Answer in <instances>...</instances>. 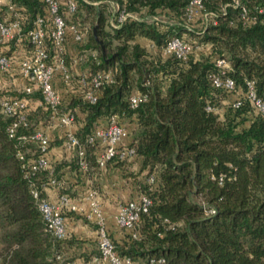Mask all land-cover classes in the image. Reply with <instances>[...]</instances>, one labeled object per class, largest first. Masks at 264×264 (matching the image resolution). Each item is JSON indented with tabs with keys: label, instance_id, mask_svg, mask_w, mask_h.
Listing matches in <instances>:
<instances>
[{
	"label": "trees",
	"instance_id": "1",
	"mask_svg": "<svg viewBox=\"0 0 264 264\" xmlns=\"http://www.w3.org/2000/svg\"><path fill=\"white\" fill-rule=\"evenodd\" d=\"M77 1V10L83 8L95 20L86 34L100 62L92 56L88 71L112 68L114 79L101 88L95 103L73 95L64 100V106L85 113L77 131L82 141L101 118L116 115L122 124H134L127 145L141 157L140 193L152 197L148 211L134 226L121 228L122 240L110 236L118 253L130 256L136 264L158 257L164 258V264H264V116L243 99L238 107L230 102L222 117L217 98L226 91L212 86L209 79L214 60L191 54L181 59L161 50L168 39L182 32L210 42L213 51L228 60V74L236 86L244 89L246 80L252 78L257 93L264 96V0H240L255 18L249 24L234 0H204V8L215 13L216 23H204L200 30L186 25L188 0H126L130 10L144 7L165 12L176 22L129 19L117 27L110 24V30L104 29L107 15L101 6ZM45 6L44 0L6 1L0 4V22L18 17L25 30L45 12ZM138 35L154 44L159 63L135 41ZM19 41L29 47L27 39L14 38L0 43V48L3 44L12 48ZM4 89L22 95L16 89ZM133 90L146 95L135 107L128 102ZM34 95L42 99L40 93ZM27 119L26 126L9 135L12 116L0 109V264H63L56 254L64 256L65 246L80 239L73 235L57 238L45 229L30 189L33 182L40 195L46 196L43 188L49 169L26 176L19 155L38 154L37 143L28 136L48 122L49 110L43 104L30 107ZM85 148V171L90 172L99 167L97 149L89 144ZM72 164L80 171L78 158ZM151 173L156 178L152 187L146 182ZM60 192L72 195L69 188ZM210 206L213 211L207 212ZM68 212L75 211L65 215ZM75 215L89 222L86 216Z\"/></svg>",
	"mask_w": 264,
	"mask_h": 264
},
{
	"label": "built area",
	"instance_id": "2",
	"mask_svg": "<svg viewBox=\"0 0 264 264\" xmlns=\"http://www.w3.org/2000/svg\"><path fill=\"white\" fill-rule=\"evenodd\" d=\"M9 1V0H6ZM45 12L37 15L31 26L23 30L22 22L18 17L8 21L0 22V43L4 41L27 39L29 47L16 62L17 71L25 79V84L16 90L22 95L11 94L5 91L0 83V109L3 113L12 116L8 126L9 135H13L20 126L28 124L27 111L30 108V97L40 93L43 104L49 110V120L68 127L75 121L76 114L69 108H65L64 99L55 87V76L60 80L70 83L71 71L66 61V42L70 38L74 42H82L87 32V27L77 20V0H44ZM114 12L109 20L113 26H120L129 19H145L142 13L147 10L140 8L130 10L127 8L126 0H115ZM234 6L240 7V16L245 23H252L255 18L249 14V8L234 0ZM13 8V6H10ZM261 10V9H259ZM200 17L203 22L216 23L215 13L204 8V0H188L185 10V21H191ZM154 18L158 19L157 15ZM164 54H173L178 58L186 59L192 53V41L180 35L172 36L161 47ZM91 54L97 63V50L92 49ZM15 59L12 55L0 50V73L12 69ZM215 69L210 72L209 79L212 86L226 92H236L231 101L233 107H238L247 99L253 109L264 116V96L257 93L255 80L250 78L245 82V88L236 86L235 80L228 74L230 64L224 57L217 56L214 59ZM114 70L112 68L98 69L93 72H82L77 78L79 94L82 100L95 103L101 88L113 81ZM146 100V95L139 90H133L128 96L130 106L135 107ZM207 109H215L211 105ZM129 130L122 124L116 115H111L105 122H97L87 132L84 141L78 134L67 128L64 132V144L74 150L81 168L87 167L85 159V146L87 144L97 149L96 162L104 166L109 160L123 161L134 156L135 151L124 142L128 137ZM37 143L39 152L36 156H25L19 152L22 158V166L26 176L35 175L43 169H51V162L48 156L50 137L45 129L40 127L34 129L28 136ZM219 176V180L222 179ZM154 173L146 177V182L153 186L155 183ZM48 185H61L59 180L51 173L47 180ZM31 193L37 200L38 208L44 221L45 229L57 238H64L69 235L65 212L79 211L88 219L97 224V252L92 253L84 264H136L128 255H121L115 248L106 226V218L103 213L98 194L95 189H90L87 194L88 209L85 210L72 196L65 192H59L55 200L40 195V189L31 182ZM152 203V197L147 193H140L137 197L126 199L119 203L118 210L114 216L115 224L119 228H132L143 212L148 211ZM205 206V202L202 201ZM210 206L207 212H212ZM56 258L63 261V264H78L74 260H65L62 253H57ZM163 257L151 258L147 264H164Z\"/></svg>",
	"mask_w": 264,
	"mask_h": 264
},
{
	"label": "crops",
	"instance_id": "3",
	"mask_svg": "<svg viewBox=\"0 0 264 264\" xmlns=\"http://www.w3.org/2000/svg\"><path fill=\"white\" fill-rule=\"evenodd\" d=\"M27 47L28 46L25 45L24 41L15 43V46L12 48L8 44L1 45V50L9 51L15 59V63L11 70L0 73V83L4 88L17 89L25 84V79L17 71L16 62L18 58L26 52ZM88 68V65H84L83 68H74V71L77 74H80L84 71L87 72ZM55 87L58 91L62 92L63 95H66L65 98H63L64 100L69 99L68 97L73 95L80 96L77 79L73 83L70 82L63 84L55 81ZM30 98L29 106L31 108L40 105L41 100L39 97L32 95ZM75 114L76 119L74 123L68 127H64L53 120H48L42 128L45 129L46 133L52 140L56 139L57 135L59 136L63 131L65 132L67 128L72 129L77 133L84 123L85 113L78 107H75ZM99 121L105 122V119L101 118ZM53 125L60 126L61 131L59 133L54 132ZM124 125L129 130V135L124 140L125 143H128L132 136L130 130L134 127V124L129 121H124ZM48 156L51 162V169H49L48 173H51L57 178L61 185L58 187L45 184L43 189L46 196L51 200H55L62 188H69L72 192V198L87 210L89 184L95 182L98 186L99 193L97 194L106 218L108 232L110 236L117 241L122 240L124 230L115 224L114 216L118 210L120 202L129 198L137 197L141 192L140 182L143 180V171L140 172L141 157L134 155L123 161L111 160L104 166H99L95 170L86 172V168L83 169L79 167L80 171H77L73 167L72 162L77 156L75 155L74 150L68 148L64 143L61 144L58 141L57 145H50ZM55 173L57 174V177ZM78 213L83 215V213L79 211L68 212L66 214V221L69 235L79 238L80 241L67 244L64 251L66 254L73 257V260L76 263L84 264V262L88 260H85V255L92 254L94 252L93 249L95 250L97 248V227L91 224L95 222L90 219L89 222L82 224V219L75 215Z\"/></svg>",
	"mask_w": 264,
	"mask_h": 264
},
{
	"label": "rangeland",
	"instance_id": "4",
	"mask_svg": "<svg viewBox=\"0 0 264 264\" xmlns=\"http://www.w3.org/2000/svg\"><path fill=\"white\" fill-rule=\"evenodd\" d=\"M85 1L92 3L93 5H97L98 7L101 6V8H103V10L105 11V14L107 15V19L104 23V29L110 30L109 20L111 18L112 12H114V8H115L114 1L115 0H85ZM5 2H6V0H0V4H3ZM142 15L145 18V20H147V21L156 20V18H154V15H157L159 22H162L163 24H165V22H173V23L176 22L175 18L169 16V14H166L165 12H151L149 10H145L142 13ZM90 16L91 15H87L86 11L83 8H81V10L77 12V20H79L82 24H84V26H86L87 29L91 28L95 22V20L90 18ZM186 22H187L186 25L188 27L196 29V30H200L205 23V21L203 22V20L200 17H195V18H193V20L186 21ZM180 36L184 37L187 40L192 41V44H193V50L191 53L192 57H195V58L206 57L210 60H214L218 56L213 51V46L211 45L210 42H201L198 40L197 37H194V36L192 37L187 32H182L180 34ZM87 40H88V33L85 35L82 42H74L70 38L67 39V42H66V59H67V64L70 67V71H71V75H72L71 83L75 82V80H76L75 75L77 73L74 71V68L79 69V68H83L84 65L85 66L90 65V62L92 59L91 50L93 48H92V46L89 45ZM135 41H138L141 45H143L147 49L149 58L154 59L157 63L160 62V60L158 59V57L156 55V47L150 41L149 38L138 35V36H136ZM115 42H116L115 40L112 41V43L110 44L111 48L114 47ZM55 81H57L58 83L61 82L62 84L65 83V82H62V80H60L58 75L55 76ZM162 82L165 83V80H163ZM58 92L60 93L62 98H65V96H66L65 94L63 95L62 92H60V91H58ZM235 96H236V92H221L220 93L219 97L217 98L216 108L222 117L225 116L224 110L227 108V106L234 99ZM75 119H76V117H75ZM55 125H57V124H55ZM55 125H53L54 126L53 131L59 133L61 131V128H60V126H55ZM59 136L57 135V138L60 139L59 143H61V144L64 143V140H65L64 139V131L62 133H60ZM57 144H58L57 141H54L50 138V145L55 146ZM89 185H90L89 190L95 189L96 192L99 193V190L97 188L98 186L95 182L93 184L90 183ZM81 222H82V224L86 223L83 220H81ZM96 241H97V237H96ZM0 254H1V243H0ZM64 256H66L67 258H71V256H69L66 253L64 254Z\"/></svg>",
	"mask_w": 264,
	"mask_h": 264
},
{
	"label": "water",
	"instance_id": "5",
	"mask_svg": "<svg viewBox=\"0 0 264 264\" xmlns=\"http://www.w3.org/2000/svg\"><path fill=\"white\" fill-rule=\"evenodd\" d=\"M96 27H97V25L94 26V28H93L94 31L96 30Z\"/></svg>",
	"mask_w": 264,
	"mask_h": 264
}]
</instances>
